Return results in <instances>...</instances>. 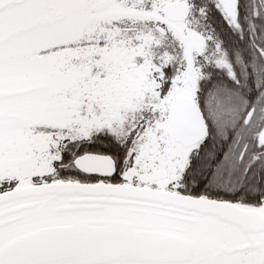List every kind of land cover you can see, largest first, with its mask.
<instances>
[{
    "label": "snow or ice",
    "instance_id": "snow-or-ice-1",
    "mask_svg": "<svg viewBox=\"0 0 264 264\" xmlns=\"http://www.w3.org/2000/svg\"><path fill=\"white\" fill-rule=\"evenodd\" d=\"M0 264H264V0H0Z\"/></svg>",
    "mask_w": 264,
    "mask_h": 264
}]
</instances>
